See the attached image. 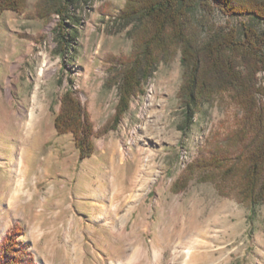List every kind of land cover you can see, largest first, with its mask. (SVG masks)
Wrapping results in <instances>:
<instances>
[{"label": "rangeland", "instance_id": "obj_1", "mask_svg": "<svg viewBox=\"0 0 264 264\" xmlns=\"http://www.w3.org/2000/svg\"><path fill=\"white\" fill-rule=\"evenodd\" d=\"M125 1L74 0L61 16L25 0L23 11L0 14V240L20 225L35 264H264V203L250 211L233 181L194 164L231 146L242 112L228 93L187 123L177 51L112 122L133 44L131 24L117 18ZM188 21L201 40L230 28L242 39L246 26L264 34L251 14L199 0ZM69 88L93 127L84 158L54 124ZM148 115L156 126L146 131Z\"/></svg>", "mask_w": 264, "mask_h": 264}, {"label": "trees", "instance_id": "obj_2", "mask_svg": "<svg viewBox=\"0 0 264 264\" xmlns=\"http://www.w3.org/2000/svg\"><path fill=\"white\" fill-rule=\"evenodd\" d=\"M198 0H126L117 18L131 24L132 50L120 63L116 83L118 104L112 122H118L130 99L140 92L143 82L161 61L181 53L183 80L179 104L187 123L201 103L228 93L242 112L238 129L227 137L231 148L212 150L209 157L194 164L214 172L223 181H233L236 196L250 211L264 203V34L246 26L242 39L234 28L214 30L201 40L197 27L188 21L189 8ZM50 11L64 16L74 0H43ZM206 8L214 3L229 14H251L264 22V0H199ZM25 0H0V14L7 9L23 11ZM63 40L65 34L61 35ZM62 43V42H61ZM262 100H260V98ZM58 133L71 132L80 158L93 150V127L88 114L69 88L61 96L55 117ZM181 181L178 180L176 185ZM16 224L0 240V264H35Z\"/></svg>", "mask_w": 264, "mask_h": 264}, {"label": "bare ground", "instance_id": "obj_3", "mask_svg": "<svg viewBox=\"0 0 264 264\" xmlns=\"http://www.w3.org/2000/svg\"><path fill=\"white\" fill-rule=\"evenodd\" d=\"M152 105V104H149V106ZM154 116L153 115H148V117L146 118V122H145V125H144V129L147 131L150 127H155L156 126V123H155V120L153 118ZM150 124H149V123ZM149 132V131H148ZM22 182H17L16 183V186L13 188L12 190V194H11V198H17V194L18 192H20L22 190Z\"/></svg>", "mask_w": 264, "mask_h": 264}]
</instances>
